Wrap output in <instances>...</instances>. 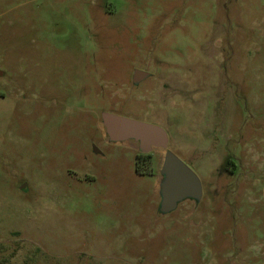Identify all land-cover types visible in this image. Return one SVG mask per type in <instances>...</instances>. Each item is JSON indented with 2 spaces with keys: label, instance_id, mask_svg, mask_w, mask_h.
<instances>
[{
  "label": "rangeland",
  "instance_id": "374dc122",
  "mask_svg": "<svg viewBox=\"0 0 264 264\" xmlns=\"http://www.w3.org/2000/svg\"><path fill=\"white\" fill-rule=\"evenodd\" d=\"M0 71V264H264V0H0Z\"/></svg>",
  "mask_w": 264,
  "mask_h": 264
},
{
  "label": "water",
  "instance_id": "95a60500",
  "mask_svg": "<svg viewBox=\"0 0 264 264\" xmlns=\"http://www.w3.org/2000/svg\"><path fill=\"white\" fill-rule=\"evenodd\" d=\"M148 74L135 72V82L144 79ZM106 133L115 143L135 140L140 143L143 153L154 149L165 150L164 163L161 174L164 181L161 184V207L164 214H168L186 199L200 201L203 197V183L197 174L186 165L176 154L169 150L167 132L153 124H148L110 113L102 115Z\"/></svg>",
  "mask_w": 264,
  "mask_h": 264
},
{
  "label": "flooded vegetation",
  "instance_id": "af4514ba",
  "mask_svg": "<svg viewBox=\"0 0 264 264\" xmlns=\"http://www.w3.org/2000/svg\"><path fill=\"white\" fill-rule=\"evenodd\" d=\"M0 74H1V71H0ZM2 77H3V76L0 75V79H2ZM146 78H147V77H146ZM144 79H145V78H144ZM0 94H2V93H0Z\"/></svg>",
  "mask_w": 264,
  "mask_h": 264
}]
</instances>
